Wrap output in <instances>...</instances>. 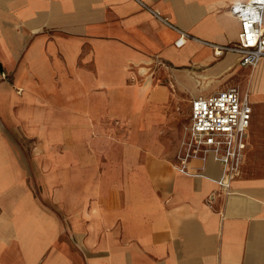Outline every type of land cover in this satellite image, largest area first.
Segmentation results:
<instances>
[{
  "label": "crops",
  "instance_id": "1",
  "mask_svg": "<svg viewBox=\"0 0 264 264\" xmlns=\"http://www.w3.org/2000/svg\"><path fill=\"white\" fill-rule=\"evenodd\" d=\"M238 1L0 0V264H264V173L241 165L223 190L210 158L179 172L152 84L237 86L244 157L264 142V56L214 50Z\"/></svg>",
  "mask_w": 264,
  "mask_h": 264
},
{
  "label": "built area",
  "instance_id": "2",
  "mask_svg": "<svg viewBox=\"0 0 264 264\" xmlns=\"http://www.w3.org/2000/svg\"><path fill=\"white\" fill-rule=\"evenodd\" d=\"M229 11L239 22L236 40L216 46L214 50L217 53L234 51L239 65L253 66L264 56V0L234 2ZM183 41L181 34L176 43L180 45ZM251 114L248 94L237 86L193 98L189 122L175 152L176 169L185 174L199 175L188 167V163L198 160L203 164L210 158L221 167L215 182L221 189L228 190L241 170ZM207 198L210 200L212 194Z\"/></svg>",
  "mask_w": 264,
  "mask_h": 264
},
{
  "label": "rangeland",
  "instance_id": "3",
  "mask_svg": "<svg viewBox=\"0 0 264 264\" xmlns=\"http://www.w3.org/2000/svg\"><path fill=\"white\" fill-rule=\"evenodd\" d=\"M153 74L152 84H166L171 93L168 113L172 116L167 122L166 147L168 151L174 154L178 142L188 124L190 99L184 93L175 94L171 85L168 83L167 77L163 76L162 72L155 71ZM242 165L245 166L252 175L264 173V142L260 143L256 148L252 146L248 148Z\"/></svg>",
  "mask_w": 264,
  "mask_h": 264
},
{
  "label": "water",
  "instance_id": "4",
  "mask_svg": "<svg viewBox=\"0 0 264 264\" xmlns=\"http://www.w3.org/2000/svg\"><path fill=\"white\" fill-rule=\"evenodd\" d=\"M2 71L1 64H0V72Z\"/></svg>",
  "mask_w": 264,
  "mask_h": 264
}]
</instances>
